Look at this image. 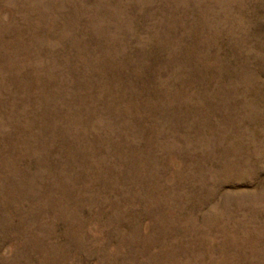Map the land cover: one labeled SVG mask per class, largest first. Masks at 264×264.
Here are the masks:
<instances>
[{
    "label": "rangeland",
    "instance_id": "obj_1",
    "mask_svg": "<svg viewBox=\"0 0 264 264\" xmlns=\"http://www.w3.org/2000/svg\"><path fill=\"white\" fill-rule=\"evenodd\" d=\"M0 264H264V0H0Z\"/></svg>",
    "mask_w": 264,
    "mask_h": 264
}]
</instances>
